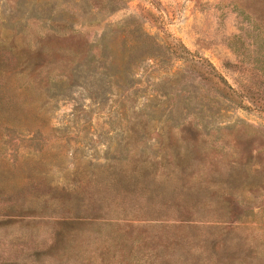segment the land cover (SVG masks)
<instances>
[{
	"label": "rangeland",
	"instance_id": "obj_1",
	"mask_svg": "<svg viewBox=\"0 0 264 264\" xmlns=\"http://www.w3.org/2000/svg\"><path fill=\"white\" fill-rule=\"evenodd\" d=\"M10 202L0 264H264V0H0Z\"/></svg>",
	"mask_w": 264,
	"mask_h": 264
},
{
	"label": "trees",
	"instance_id": "obj_2",
	"mask_svg": "<svg viewBox=\"0 0 264 264\" xmlns=\"http://www.w3.org/2000/svg\"><path fill=\"white\" fill-rule=\"evenodd\" d=\"M70 75H71V73H70ZM216 76L221 77L218 73H216ZM62 80L63 79L60 77V78L57 79V82H62ZM13 113H14V111L8 112V114H10L11 116H12ZM21 208H23V206H21L19 204H13V202L12 203L10 202L9 206H7V208H5L4 210H1V208H0V211L11 212L10 214H12V215H21V213H23V210ZM95 220H103V217L100 216L99 214H93L91 216H85V217H81V215H78V216L70 218V220L65 221V222L73 224V223H78L80 221L94 222ZM61 233H62L61 231L56 230V237H57L56 240L57 241L58 240L61 241L60 240V236H59Z\"/></svg>",
	"mask_w": 264,
	"mask_h": 264
}]
</instances>
